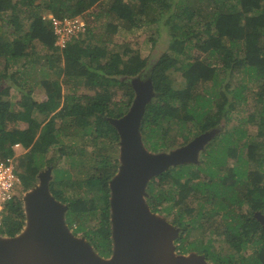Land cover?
I'll list each match as a JSON object with an SVG mask.
<instances>
[{
	"label": "trees",
	"instance_id": "trees-1",
	"mask_svg": "<svg viewBox=\"0 0 264 264\" xmlns=\"http://www.w3.org/2000/svg\"><path fill=\"white\" fill-rule=\"evenodd\" d=\"M204 1L208 6L203 5ZM100 2L0 0V20L12 28L2 32L0 26V60L5 61L0 69V158L15 154L16 143L27 149L25 154L16 156L24 191L37 185L45 167L56 172L49 181V189L57 200L68 205L64 214L66 224L74 235L81 234L100 257L109 258L114 252L110 182L121 166L120 158L111 152L121 139L112 120L130 110L136 95L131 82L150 64L139 50L128 46L114 50L109 39H95V29L89 26L91 19L86 13ZM21 12L30 22L27 30L23 29ZM44 12L62 20L84 19L86 30L60 47ZM104 15L113 16L128 29L143 22L163 21L170 25L173 51L162 53L149 68L150 98L140 124L145 144L153 151L174 144L185 146L192 133L196 137L210 132L230 117L235 100L228 95L230 84L223 83L226 79L221 71L243 69L251 78L264 79V0H111L108 7L95 14L97 19ZM180 18L195 25L203 20L202 27L209 35L202 38L204 32L194 33L190 24L182 29ZM108 27L111 32L118 28L111 23ZM194 38H198L194 51L187 53L186 45ZM35 40L48 51L50 63L43 66L63 61L62 73L71 80L83 77V84L94 89L95 95H64L59 79H44L47 99L37 101L20 76L26 67L40 61L39 55L29 49ZM189 55L191 59L185 57ZM214 56L222 59V66L217 67L211 60ZM175 68L186 80L182 89L174 86L170 70ZM206 82L222 83L224 89L219 98L198 90ZM116 87L123 88L129 100L114 101ZM12 88L21 93V110H16L10 98ZM237 91L233 99L241 96V91ZM258 95L264 102V83ZM213 106L218 109L213 111ZM38 112L44 115V121L34 117ZM18 120L25 121L27 126L9 127ZM57 120H61L58 125ZM257 125V138H248L243 144L248 148V168L242 163L232 164L221 173V168L229 164V157L242 160L237 146L246 132L234 129L238 134L236 140L228 141L229 131L222 138L227 142L225 149L212 147L206 151V166L170 165L148 181L145 197L150 209L166 217L174 216L171 223L178 229V255H197L211 264H264V155L259 152L264 150V106ZM68 129L75 130L70 136L81 130V134L92 138L93 150L89 154L96 156L97 176L75 183L86 188L84 196L68 193L75 187L70 175L55 167L63 155L88 153L87 147L77 153L71 146L62 145L61 137ZM58 145L60 156L49 155ZM97 214L98 222L89 227ZM26 220L24 200L15 196L7 205L0 236L18 235ZM196 232L199 236L192 237Z\"/></svg>",
	"mask_w": 264,
	"mask_h": 264
},
{
	"label": "water",
	"instance_id": "water-1",
	"mask_svg": "<svg viewBox=\"0 0 264 264\" xmlns=\"http://www.w3.org/2000/svg\"><path fill=\"white\" fill-rule=\"evenodd\" d=\"M148 96L137 90L130 110L112 120L123 145L119 172L110 182L112 256L100 257L85 238L69 229L64 217L68 205L50 192L48 169L23 197L24 229L14 237L0 236V264H210L197 255L177 254L178 229L154 213L145 197L152 176L170 165L195 160L206 140L198 136L171 154H148L140 132Z\"/></svg>",
	"mask_w": 264,
	"mask_h": 264
},
{
	"label": "rangeland",
	"instance_id": "rangeland-1",
	"mask_svg": "<svg viewBox=\"0 0 264 264\" xmlns=\"http://www.w3.org/2000/svg\"><path fill=\"white\" fill-rule=\"evenodd\" d=\"M111 0H101V5L91 8L86 14L89 16V19H91V22H89V26H93L95 29V39L103 38V40L109 39V43L111 44V48L114 50H124L125 46H128L129 48H132L134 50H139L141 52L142 57L147 58L150 66L146 68L141 75L138 77H135L131 83H133V86L137 90H141V93L143 95L149 94V68L151 67V64L158 58L162 53L165 51L172 52L173 50L170 49V44L172 42V34L170 25L165 24L163 21H157L155 23H141L140 26L134 27L132 29H128L123 22L116 20L113 18V16L104 15L100 19H97V14L101 11V9H104L109 6V2ZM203 5H207V1L203 2ZM18 9H24L18 7ZM21 17L23 21V29L27 30L30 27V22L25 19L26 15L24 12H21ZM45 16H47L49 13L44 12ZM96 14V16H95ZM84 20V19H83ZM201 22L197 23L196 25L194 22L189 23L188 19L180 18L178 19V23L181 26L182 29H187L188 24L192 25L193 32L196 33L198 31L204 32L205 38L209 35V31H205L203 29V23ZM111 23L113 25H117V31L111 32L112 30L108 27V24ZM2 32H5L6 30L12 29L11 26L7 27V23L5 21L0 20V26ZM88 25V24H87ZM92 28V27H91ZM201 38V39H202ZM198 41V38H194L192 40V43H188L186 45V51L187 53H191L194 51V44ZM225 43L227 40L225 39ZM31 51H33L34 55H39L40 61H38L36 64H30L28 67H26L21 73V78L24 79L26 82L27 88L32 89L34 98L41 102L45 99H47V92L45 90V85L42 83L44 79H59V81L62 82L63 86V93L64 95L67 94H75L77 96L81 95H95V90L91 89L90 87H87L84 85L83 77L78 78L74 77L73 80L68 78L64 73L61 71V67L63 66L64 62H57L52 65L51 67L46 66L43 64L50 63L49 58H47L48 51L43 47L42 43L38 40H35L31 45L30 48ZM187 59H191V56L189 57L185 56ZM211 60L217 65V67L222 66L223 61L220 58H211ZM4 60H0V69L4 67ZM61 74V75H60ZM171 77L174 82L175 88H184L186 86V80L182 75V72L175 68L173 70H170ZM221 76H223L226 81L223 83H229V97L231 100H235V106L230 112V117L223 121V124H221L216 129L203 133L199 135L203 139H205V143L203 145V148L199 149L197 156H194L195 160L193 161H187L186 163H191L195 168H197L200 164L203 166L205 165V160L207 159V150H211L212 147H218V148H226L227 142L223 140V136L227 134L229 131V138L228 141L231 142V140H236L238 137V134L233 132L234 129H238L240 131H245L246 136L242 139V142L240 141V145L237 146L238 150V157L242 156V160H238V158H228L227 165H224L221 169V173L226 172V170L229 168L230 165H243V167L248 168L250 166V163L248 162V148L246 146H243L244 142L248 138H257L258 133V122L260 113L262 111V107L264 106V102L262 98L258 95V92H260L262 88V84L264 83V79H257L256 77L251 78V75L241 70H227L226 73L223 71L220 72ZM251 78V79H250ZM68 79V82L66 81ZM208 89V90H207ZM222 83H218L217 85L210 83H203L198 87V90L202 92V94L209 96V97H217L219 98L220 92L223 90ZM239 89L241 91V96H238L237 98H234V92ZM114 95L113 100L114 101H120V100H129L130 96L124 95V89L123 88H113ZM147 92V93H145ZM238 92V91H237ZM136 96V95H135ZM150 98V96H148ZM10 98L15 104L16 110H21L20 106L18 105L21 100V93L16 89L12 88L10 91ZM135 98V97H134ZM218 108L216 106H213L212 110L216 111ZM37 117L39 121H44V115L40 114L39 112L34 117ZM61 120H57V125L60 124ZM27 126V123L22 120H18L17 122L10 123L9 127H19V128H25ZM68 133L65 135L63 134L61 137V143L66 148H69L71 146L72 151H76L79 153L84 147H87V154L86 155H79L75 154L74 157L69 156H61V159L55 163V167L62 168V170H65L68 172V175H70L71 183L74 184V188H70L68 190V193H72L76 196H84L87 195L86 188L78 186L77 182H87L88 179L97 176V169H95V160L96 156L89 154L93 150V145L91 142V136L83 135V132L81 134V130H76V134L70 136L69 133H73L75 130L68 129ZM142 135V134H141ZM219 136V137H218ZM198 137V136H196ZM194 136V133H192L190 142L196 138ZM216 137H218L216 139ZM142 143L145 148V151L148 154L151 155H160V154H171L172 152H176L180 150L183 146L179 144L174 145H168L165 147H161L156 151H153L148 144H145V141L143 139L142 135ZM228 146V145H227ZM60 145L55 146L49 155L53 156H60L59 151ZM122 148L123 145L121 143V140L115 144V147L111 149L112 156L120 158L121 161V155H122ZM205 151V152H203ZM18 155L20 153H23V150H18ZM261 155H264V150L259 151ZM193 167V168H194ZM49 169V168H48ZM47 167H45L42 171L45 172L48 170ZM52 171V170H51ZM42 172V173H43ZM50 177L53 178L56 175V172H51ZM40 182V180H39ZM39 182L37 184H39ZM27 191L22 190V187L20 186L18 190V196L24 197ZM89 196H92L91 194ZM190 203H193V205H196L194 201H190ZM160 217L165 218L167 221L172 220L174 216L166 217L164 214H158ZM98 222V214L93 217V220L89 223L90 226H94ZM69 227V226H68ZM71 231V227H69ZM199 232H196L192 237H197ZM79 238H83L81 234L77 235ZM175 241V240H174ZM227 247V246H225ZM211 264V263H210Z\"/></svg>",
	"mask_w": 264,
	"mask_h": 264
},
{
	"label": "built area",
	"instance_id": "built-area-1",
	"mask_svg": "<svg viewBox=\"0 0 264 264\" xmlns=\"http://www.w3.org/2000/svg\"><path fill=\"white\" fill-rule=\"evenodd\" d=\"M44 18L50 20L54 32L57 35V44L64 47L72 39L78 37L80 32L86 30V22L83 19H59L54 15H47ZM23 146L16 143L13 146L15 154L6 158H0V227L4 224L5 211L8 203L18 196V190L21 186L18 169L16 166V156L18 150Z\"/></svg>",
	"mask_w": 264,
	"mask_h": 264
},
{
	"label": "crops",
	"instance_id": "crops-1",
	"mask_svg": "<svg viewBox=\"0 0 264 264\" xmlns=\"http://www.w3.org/2000/svg\"><path fill=\"white\" fill-rule=\"evenodd\" d=\"M21 150H23V153H25L27 149L22 148ZM20 155H22V153H20Z\"/></svg>",
	"mask_w": 264,
	"mask_h": 264
},
{
	"label": "clouds",
	"instance_id": "clouds-1",
	"mask_svg": "<svg viewBox=\"0 0 264 264\" xmlns=\"http://www.w3.org/2000/svg\"><path fill=\"white\" fill-rule=\"evenodd\" d=\"M48 15H52V14H48ZM46 19V18H45Z\"/></svg>",
	"mask_w": 264,
	"mask_h": 264
}]
</instances>
